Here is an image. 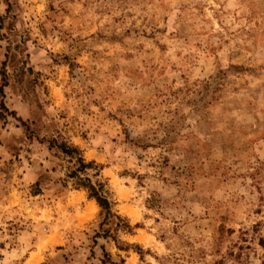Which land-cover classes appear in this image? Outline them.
<instances>
[{
	"label": "rangeland",
	"instance_id": "rangeland-1",
	"mask_svg": "<svg viewBox=\"0 0 264 264\" xmlns=\"http://www.w3.org/2000/svg\"><path fill=\"white\" fill-rule=\"evenodd\" d=\"M0 264H264V0H0Z\"/></svg>",
	"mask_w": 264,
	"mask_h": 264
},
{
	"label": "trees",
	"instance_id": "trees-1",
	"mask_svg": "<svg viewBox=\"0 0 264 264\" xmlns=\"http://www.w3.org/2000/svg\"><path fill=\"white\" fill-rule=\"evenodd\" d=\"M49 147L57 148L65 158L70 166L67 169L65 178L70 181L71 185L76 188H83L86 190L88 197L93 198L96 204L100 207L103 214L107 217L110 213V202L107 197V191L104 185L98 181L91 182L90 177L87 176V169H94L96 171L98 166L94 165L92 161H85L79 153L78 148L65 143H56L55 140L48 142ZM65 181L64 179H62ZM37 186V183H34ZM125 226H127L125 224Z\"/></svg>",
	"mask_w": 264,
	"mask_h": 264
}]
</instances>
